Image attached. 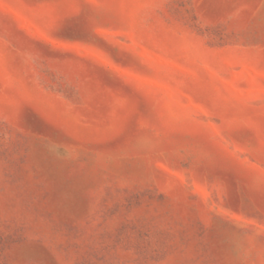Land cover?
<instances>
[{
	"label": "rangeland",
	"instance_id": "rangeland-1",
	"mask_svg": "<svg viewBox=\"0 0 264 264\" xmlns=\"http://www.w3.org/2000/svg\"><path fill=\"white\" fill-rule=\"evenodd\" d=\"M0 264H264V0H0Z\"/></svg>",
	"mask_w": 264,
	"mask_h": 264
}]
</instances>
